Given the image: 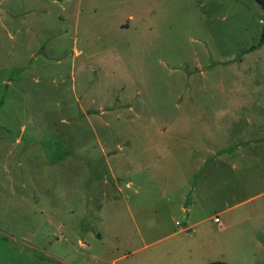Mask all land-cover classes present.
Masks as SVG:
<instances>
[{"label":"rangeland","instance_id":"1","mask_svg":"<svg viewBox=\"0 0 264 264\" xmlns=\"http://www.w3.org/2000/svg\"><path fill=\"white\" fill-rule=\"evenodd\" d=\"M262 17L0 0V264H264Z\"/></svg>","mask_w":264,"mask_h":264},{"label":"trees","instance_id":"2","mask_svg":"<svg viewBox=\"0 0 264 264\" xmlns=\"http://www.w3.org/2000/svg\"><path fill=\"white\" fill-rule=\"evenodd\" d=\"M256 2L259 4V6L263 10L261 35H260L259 41L256 44L250 46L245 52H251V51L264 47V0H256ZM208 264H228V263H226L225 261H212V262H209Z\"/></svg>","mask_w":264,"mask_h":264},{"label":"built area","instance_id":"3","mask_svg":"<svg viewBox=\"0 0 264 264\" xmlns=\"http://www.w3.org/2000/svg\"><path fill=\"white\" fill-rule=\"evenodd\" d=\"M214 221H215L216 223H220V219H219V217H216V218L214 219Z\"/></svg>","mask_w":264,"mask_h":264},{"label":"crops","instance_id":"4","mask_svg":"<svg viewBox=\"0 0 264 264\" xmlns=\"http://www.w3.org/2000/svg\"><path fill=\"white\" fill-rule=\"evenodd\" d=\"M189 231H190V230H189ZM209 262H210V261L206 260V261H204L203 264H208ZM225 262L229 264V262H228L227 260H225Z\"/></svg>","mask_w":264,"mask_h":264}]
</instances>
